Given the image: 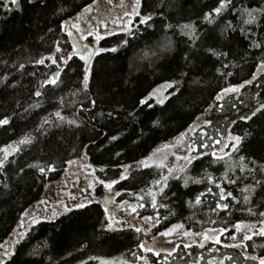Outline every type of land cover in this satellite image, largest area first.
Instances as JSON below:
<instances>
[{
    "label": "trees",
    "instance_id": "trees-1",
    "mask_svg": "<svg viewBox=\"0 0 264 264\" xmlns=\"http://www.w3.org/2000/svg\"><path fill=\"white\" fill-rule=\"evenodd\" d=\"M21 4L23 11L7 12L0 7V119L10 120L9 125L0 126V158L3 149L11 151L0 172V247L31 208L45 211L40 206L49 196L46 187L63 178L68 161L81 160L105 181L118 180L121 165H132L129 179L121 180L114 189L124 191L122 198L145 205L140 218L153 217L150 226L155 223V233L176 224L198 233L206 228L223 230L218 244L206 242L203 248L181 244L171 252L159 251V259L153 258V262L258 264L245 256H264V236L253 235L239 243L233 237L236 224H264V109L251 120L242 119L264 103V68L260 66L264 47L251 46L253 41L264 44V16L258 17L256 24L246 25L243 10L262 8L264 0H232L233 6L212 24L204 16L218 6V0H141L140 16L132 25L134 29L139 25L134 38L118 31L98 42L100 48L118 47V51L100 52L91 58L87 88L83 85L86 60L75 55L63 25L68 21V29L72 22L85 28L84 19L90 18L86 9L91 6L93 10L101 0H46V6L21 0ZM148 14L153 16L151 26L140 25V17ZM188 23L195 24L199 36L195 42L181 32L180 26ZM229 23L235 31L226 30ZM125 39L128 45L120 46ZM168 40L172 42L170 50L162 47ZM58 46L61 51L56 50ZM210 49L227 56H215ZM69 54L72 59L65 66ZM42 58L45 62L38 64ZM58 72V83L45 85ZM247 80L252 83L238 93L216 99L225 88ZM173 81H181L180 90L165 104L152 99L151 108L139 105L154 89ZM37 91L42 94L36 96ZM172 91L166 90L165 96ZM206 111L204 124L191 134L195 155H206L186 168L185 161H180L184 171L178 168L172 175L164 174L153 156L188 131ZM56 112L64 119L57 118ZM156 120L159 125H154ZM25 135L33 137L32 143L19 145ZM234 136L243 138L235 151L230 149L234 143L230 137ZM13 147L20 151H12ZM221 148L227 155L214 162L211 154ZM147 158L152 160L150 167L138 166ZM53 165L55 171H39V167ZM166 175L168 186L163 195L156 196L158 207L154 209L150 193L157 192L155 182ZM217 184L225 195L232 194L227 200L209 194L202 197L201 204H194L209 188L218 194ZM53 188L50 193L57 198L58 189ZM245 188L251 191H243ZM245 196L249 197L247 203ZM218 201L229 207L213 211ZM161 204L165 207H159ZM50 210L57 213L55 218L33 225L14 247L15 255L2 257L7 264H102L106 260L137 264L138 244L144 234L134 228H109L99 203L71 212ZM236 244L241 246H225ZM227 256L233 260H225Z\"/></svg>",
    "mask_w": 264,
    "mask_h": 264
},
{
    "label": "snow or ice",
    "instance_id": "snow-or-ice-1",
    "mask_svg": "<svg viewBox=\"0 0 264 264\" xmlns=\"http://www.w3.org/2000/svg\"><path fill=\"white\" fill-rule=\"evenodd\" d=\"M28 3L33 4V5H35L37 3H41V4H44L46 6V0H28ZM109 3H111V0H109ZM140 3H141V0H136L135 7L132 8L131 13L125 12V15L140 16V12H139ZM232 6H233L232 5V0H218V6L213 8L210 12L206 13L205 16H204V20L207 23H209V24L215 23L216 18L219 17L224 11H226L229 7H232ZM0 7L5 9L7 12H12L14 10L15 11H23L21 0H0ZM86 10L87 11H91V6H89ZM60 11H63V9H60ZM243 13L246 14V16H247V18L243 20L244 24H246V25L256 24L258 22V17L264 16V7L258 8V9H244ZM74 19H78V18H74ZM152 19H153V16L151 14L141 16L139 24L140 25H149V21H151ZM68 23H69L68 21H64V25L63 26L65 27V30L68 32V35L72 36L73 32L68 29V27H67ZM113 23H115V21H113ZM99 24L102 27L107 28V24L104 23L102 20L99 21ZM128 24L129 25L131 24L130 20H129ZM149 26H151V25H149ZM168 27L171 28L172 26L168 25ZM180 27H181V32L183 34L189 36L193 40V42H195V40L199 39V36L197 35V31H196V27H195L194 23L184 24V25H181ZM71 28L76 29L77 31L80 30V26H79L78 23H72ZM228 28H231L233 31H235V29L232 28V25L230 23L226 26V30ZM122 30L125 31L129 37H133L134 38L136 33L139 31V25H137L135 27V29L133 27H131V26H125ZM241 31H243V29H241ZM108 34H111V33H108ZM80 35H81V39H87L88 36H94L95 41L97 43L100 40L104 39L103 35H100L98 32H94L91 29L88 30L87 35H84L83 32H80ZM128 43H129V41L127 39H125V40L122 41V44L120 46H126V45H128ZM251 46L253 48H262V47H264V44H262L261 42H258V41H253ZM75 47H76V45H73L74 49H75ZM162 47L164 49H169L170 50L171 47H172L171 40H168L164 45H162ZM83 48L86 49L87 45H84ZM56 50L57 51H61L59 46L57 47ZM104 51L116 52V51H118V47H112V48H109V49L95 48V49H93V50L88 52L87 57H85L83 55H80V52H75V55L80 56V59L86 60L85 77H84V81H83L84 88L88 87V77L91 74V66H90L91 65V58L94 55H97L100 52H104ZM210 51L215 56H227V53L217 52L215 49H210ZM71 59H72V54H69L67 59L64 60V65L67 66L68 65V61L71 60ZM185 59L186 60L188 59L187 56L185 57ZM44 62H45L44 58H42V59L37 61L38 64H43ZM52 62L56 63L57 61L53 58ZM260 66H261V68H264V60L261 61V65ZM59 77H60V73L58 72V73H56L54 75L53 78H51L48 81H46L45 85L46 84L56 85L58 83V81H59ZM251 83H252L251 80H247V81H244V83H242V84L225 88L222 93L217 95L216 99L217 100H222L224 98V95H226L228 93H238L241 88L245 87L246 85H250ZM180 84H181V81H173V82H170V83L162 84L157 89H154L146 98L139 100L138 103H139L140 106L147 105L149 108H151V107H153V105L150 104L149 101L152 100V99H155L156 100V104L163 105V104H165V102L167 100H169L171 98V96H174V95H176L179 92V90H180L179 89V85ZM168 89H172L173 91L170 92L169 95H167V96L162 95V90H168ZM41 94L42 93L40 91H37L35 93L36 96H40ZM92 103L94 105L95 101H92ZM261 109H264V103L260 104V106L258 108H256L251 113L250 116L242 117V119L251 120L252 117H254L257 114V112L261 111ZM109 115L111 116V113H109ZM130 115L134 116L135 114L134 113H130ZM55 116L57 118L61 119V120L64 119L61 116L60 112H56ZM197 119H199V118H197ZM44 123H48V121L45 120ZM69 123L70 124H74L75 121H69ZM153 123H154V125H159L160 122H159V120H156ZM209 123H210V121H209ZM9 124H10V120L8 118L0 119V126H5V125H9ZM41 127H43V124L41 125ZM190 131H194V127L191 128ZM185 135H186V133H182L181 134V138H183ZM112 139L116 140V139H118V137L113 136ZM242 139L243 138L239 137V136L230 137V140L234 141V143L232 145L234 151L238 150V146L241 144ZM32 140H33V137H31V135H25L17 143L19 145H27V144H31ZM217 143H219V141H217ZM201 147H208V146L207 145H201ZM2 151L4 152V157L0 158V172H3L4 167H5V163L7 162V158H8L9 155H11V151L9 150V148H5ZM12 151L19 152L20 148L19 147H13ZM192 151H195V149H192ZM222 151H223V148H221V152ZM117 155H120V154L117 153ZM201 155H206V153H198L195 156H185V157L178 158V159H183L186 162L185 163V168H186V166L192 164L194 160L199 159ZM211 155L215 157V161L214 162H219L220 160H223V158H224L223 155H219L218 156L215 152H213ZM225 155H227V154L225 153ZM243 159L244 158L241 157V160H243ZM68 163L71 165V164H74L75 161H68ZM139 165H142L143 167H150V165L148 164L147 161H139L138 162V166ZM29 167H38V166L29 165ZM132 167H133L132 165H121V168L123 169V171L121 172L120 177H119L118 180H110L107 183H105V181H103V180H99L98 182L100 184L104 185L106 188L112 189L114 187V185L118 184L121 180L129 179V177L131 175V171L130 170L132 169ZM185 168H181L180 170L184 171ZM55 170L56 169H55L54 165L53 166H49L48 168L39 167V171L41 173H45L46 171H55ZM21 171H23V169H21ZM93 171H95V170L93 169ZM101 171H104V169H101ZM249 171H254V169H250ZM172 173H173V169H169L168 170V175H172ZM174 178L179 179V177H174ZM227 178H228L227 175H225V179H227ZM208 179L211 182L215 183V181L212 180L211 177H208ZM167 181H168V176L166 175V176L162 177V180L158 179L155 182L156 185H159V187L157 189V192L150 193V195H152L151 206L154 209H156L158 207L156 196L158 194L159 195H163L164 194V190L168 186ZM193 182L200 183V181H193ZM230 182L231 183H235L234 180H231ZM257 183H259V181ZM184 184H185V186H187V184H188V180L187 179H185ZM216 186L218 188H220L219 184H217ZM243 191L249 192V191H251V189L250 188H245V189H243ZM209 194L214 195V196L215 195H219L220 201L227 200L228 197L232 195L230 192L227 193V195H225V192H224L223 188H220V192L218 194L217 193H212V189L209 188L207 190V193H201L199 196L196 197V199L194 201V204H196V205L201 204L203 202L202 201V197L205 196V195H209ZM115 195H119V193L117 192V193H115ZM139 199L143 200V197H140ZM233 199H234V197H233ZM244 200L247 203L248 200H249V197L245 196ZM124 203L127 204V202H124ZM189 203H190V205L192 204V202H189ZM144 206L145 205L142 204V203L129 205V207L131 208V212L135 213L137 215H139L137 209L140 208V207H144ZM63 207H64V212H71L73 210L72 207H70V206H68L66 204L63 205ZM75 207L83 208V207H85V205L83 203H80V204L75 205ZM159 207H165V205L161 204V205H159ZM228 207H229V205L227 203H221V202L218 201L217 206H216L215 209H213V211H216L217 209L224 210V209H227ZM107 211H108V209L105 208V212H107ZM249 211L251 212V209H249ZM28 215H30V214L29 213H25V216H28ZM56 215H57V213H53V216L51 218H55ZM261 215L264 216V213H261ZM108 219L112 220L113 217L112 216H108ZM133 219H135V217H133ZM165 219H166V217H165ZM143 220L146 223H148V222H153L154 218L153 217H143ZM40 222L41 221L39 219H36L35 217H33L32 221H31V225L39 224ZM31 225H29V228L25 229V231H18L16 233L17 239L14 241V244L12 246L13 249L15 247V244H19L20 241L27 236ZM24 226H25V221L22 220L20 225H19V227L20 228H24ZM152 226H155V223H153ZM108 227L112 228L113 224H109ZM129 227L134 228L135 232H137V233H140V232L144 231V228L137 227L131 221L129 222ZM234 227H235L237 232H242L243 231V229H242L240 224H236V225H234ZM181 228H183L182 224L174 225L173 228L168 229L164 233H161V235L170 236V235L173 234V232L176 229H181ZM183 235H185V236H201L203 241H205V242L214 239L215 243H217V244L220 243V239H219L220 233H218L217 230H215V229H210L207 232H203V233H192V232H189V231H185L183 233ZM253 235L264 236V227H261V229L258 232H252L251 235H249L247 232H244V234L241 237V241L243 242L244 240H251ZM233 239H236V237H233ZM44 246L47 247V244L45 243ZM204 246H205L204 243H199V247L200 248H203ZM225 246L226 247H240L241 245L240 244H236V245H225ZM244 246L246 247V245H244ZM138 247L144 249L146 252H152L156 256L160 255V252L156 251L154 247H147L143 243L138 244ZM185 247H191V244H186ZM35 251L36 250L34 249V253H35ZM13 255H15V252L12 249L5 250V252L3 254L4 257H7L9 259ZM133 255L135 256L136 253H133ZM139 259L145 260V258L143 256L139 257ZM224 259L231 261V260H233V257L227 256ZM245 259L252 260V261H258V264H264V256H260V257H257V256H245ZM0 264H7V260H5L2 257H0ZM102 264H106V262H102ZM145 264H147L146 260H145ZM209 264H211V262H209ZM217 264H224V261L223 260L218 261Z\"/></svg>",
    "mask_w": 264,
    "mask_h": 264
},
{
    "label": "rangeland",
    "instance_id": "rangeland-1",
    "mask_svg": "<svg viewBox=\"0 0 264 264\" xmlns=\"http://www.w3.org/2000/svg\"><path fill=\"white\" fill-rule=\"evenodd\" d=\"M97 4V3H96ZM136 4V0H111V3H109V0H101V5L98 4L96 5L93 10H91L88 14L90 16L89 19H84V22L86 24H88V26H85V30L83 28L80 27V30H84L87 31L89 29L93 30L94 32H98L100 35H108V33H114V32H118V31H123L122 29L125 26H131L135 23V20L137 18V16H129V15H125V12H129L131 13V10L133 7H135ZM96 9V11H94ZM139 11H140V7H139ZM97 14V16H96ZM103 21L104 23L107 24V28L102 27L99 24V21ZM129 20L131 21V24L129 25L128 22ZM113 21H115V23H113ZM72 22V21H71ZM74 23V22H72ZM71 23V25H72ZM71 25H69V30H71L73 32V37L76 38L77 34H76V30L71 28ZM80 25V24H79ZM71 28V29H70ZM91 42V44L94 45L93 48L88 47V48H84L83 49V53H81V55L87 57L88 52L95 49V48H100L98 46V43L95 41L94 36H92V39L89 40ZM92 46V45H91ZM165 92L166 90H162V95L165 96ZM206 114L207 111L205 113H203L199 119L192 125L189 127L188 131L184 132L186 133V135L181 138V135L175 139L172 140V142L165 148L161 149L160 152L156 155L153 156L154 157V162L155 164H158L159 166L163 167L162 172L164 174H166L168 172L169 169H173V171H176L178 168L181 169L183 166L181 164L180 161H182L183 159H178V158H182L185 156H194L195 152L192 151V140H191V134L194 131H190L191 128L194 127V130L204 124V120L206 119ZM204 119V120H203ZM233 147H231L230 149H232ZM229 149V150H230ZM225 151L223 149V151L221 152V149L215 150L214 152L218 155H224ZM148 164H150V162L152 161L150 158H147L146 160ZM186 163V162H184ZM90 165L85 164L84 161L81 160H75L74 164H69L66 169L65 172L63 174V178H60L56 181L51 182V184L49 183L46 187V194L49 193L48 199L46 198V200H43L41 203L40 207H52V204L54 205V208L57 206H63L67 203V200H63V201H57L59 200V198H53L50 191L54 190L53 186H55V188L59 189L62 187V190L58 191L61 192L62 195H69V199H68V203L72 205L73 199L77 198L79 196V198L77 200L79 201H87L89 202L90 200L93 199H98L101 202L104 203V205L106 206V208L108 209V211L106 212V217L108 219V216H112L113 219L109 220L108 219V225L109 224H113L112 228H119V227H126L129 224V219L135 217L137 214L132 213L131 212V208L129 207V205H134L137 204L136 200L130 199L128 198L129 202H127V204H125L124 202H122V199L120 197H116L115 196V192H114V187L112 189H108L106 188L104 185L100 184L98 181L99 179L97 178L96 175V169H94L95 171H93V169L91 168ZM63 179V180H62ZM105 183H107V181H105ZM83 185L81 187V193L80 195H77V197H75V195L73 193H69L68 191V187H74L75 189L80 188L78 185ZM63 197H61L62 199ZM73 198V199H71ZM57 201V202H56ZM134 203V204H133ZM40 204V203H39ZM70 205V206H71ZM37 208H31L27 213H29L30 215L25 216V214L21 217L20 222L17 226V229L15 230V232H13L8 238L7 240L1 245L0 247V257H4L3 254L5 252V250H14L12 248L14 241L17 239L16 233L18 231H25V229L29 228V225H31V221L33 219V217H35L36 219H39L41 217V214H39V211H36ZM57 210H60L59 208H55ZM138 213H139V208L137 209ZM25 221V226L24 228H20L19 225L21 223V221ZM136 221L132 222L133 224H135L137 227H142L144 228L143 234H144V239L142 241L143 244H145L147 247H154L156 251H160V250H166V251H173L177 246L183 244H199V243H206V242H215L214 239L213 240H209V241H203L201 236H185L183 235V233L185 231H189L192 233H198V232H194L193 230H189V229H185L184 227L181 229H176L172 235L170 236H163L161 235V233H164L165 231H167L168 229L173 228L169 227L166 230H162L161 232H159L157 235H152V226H150V222L146 223L143 218H139V219H135ZM177 225V224H176ZM241 225V224H240ZM243 231L242 232H237L235 231V237L236 239H234L233 241H236L237 243H239V240L241 239L242 235L244 234V232H247L248 234H252V232H257L261 229V227H264V224L261 225L260 227L257 226H252L249 227L248 224H242L241 225ZM210 229H214V228H206L205 230H203L200 233L203 232H207ZM217 230L218 233H220L219 238L221 236V234L223 233L222 229H215ZM236 230V229H235ZM16 246V244H15ZM151 255L155 256L152 257ZM143 256L145 258V260L147 261V264H157L156 262H153L152 259L155 258L156 260H158L159 258L154 255L152 252H146L144 249L141 248V253L140 256ZM145 260L139 259L136 262L137 264H145ZM106 264H124L121 261H114V260H106L105 261ZM159 264H165L164 262H161Z\"/></svg>",
    "mask_w": 264,
    "mask_h": 264
},
{
    "label": "flooded vegetation",
    "instance_id": "flooded-vegetation-1",
    "mask_svg": "<svg viewBox=\"0 0 264 264\" xmlns=\"http://www.w3.org/2000/svg\"><path fill=\"white\" fill-rule=\"evenodd\" d=\"M114 1V0H113ZM118 2H119V0H118ZM94 11H96V9L94 10ZM96 16H97V14H96ZM84 29V28H83ZM76 30V29H75ZM85 30V29H84ZM84 30H79V31H77L76 30V34H77V38H78V40H79V42L81 43V52H80V54L81 53H83V46L84 45H87V48L88 47H91V48H93L94 47V45L93 44H91V42L89 41V40H91L92 39V36H88V38L87 39H81V35H80V32H83L84 33V35H87V31H84ZM71 45L73 46V42L71 41ZM92 45V46H91ZM75 51H76V47H75V49H74ZM77 52V51H76ZM103 181H105V180H103ZM110 180H107V182H109ZM80 188H77V189H75L73 186L72 187H68V191L67 192H69V193H73L74 195H75V197H77V195H80V193H81V187L83 186V185H78ZM60 189L61 188H59L58 189V191H60ZM114 192L115 193H119V195H115L116 197H120L121 199H122V202H129V200H128V198H122V196H124L123 195V193H124V191H122V190H114ZM58 194H59V196H57V198H59V200H57L58 202L59 201H63L64 199L65 200H67V203H66V205H68V206H70L71 204H69L68 203V199H69V195H62V193L61 192H58ZM61 197H63L62 199H61ZM79 198V196L77 197V198H71V199H73V202L74 203H72V205L70 206V207H72V209H75V208H77V207H75V205H77V204H80V203H83L85 206H87V205H91L92 203H99L102 207H103V209L105 210V208H106V206L104 205V203L103 202H101L100 200H98V199H93V200H90L89 202H87V201H85V200H83V201H79V200H77ZM56 201V202H57ZM134 204V203H133ZM52 208H54V205L52 204ZM55 208H59L60 210V212H63L64 211V207L61 205H59V206H57V207H55ZM46 210H48L47 212H45ZM45 211H39V214H41V217L39 218V220H45V221H49V219H50V221H51V217L53 216V211H51L50 210V207L49 206H46L45 207ZM142 211H143V207H140L139 208V215H136L135 216V219H139L140 217H142L141 215H142ZM56 213V212H55ZM106 213V212H105ZM107 218V217H106ZM135 219H133V218H130L129 219V222L131 221V222H133V220H135ZM107 223H108V219H107ZM35 225V224H34ZM32 226L33 225H31V227H30V229L32 228ZM125 228H132V227H129V224H128V226H126V227H119V228H115V229H113V230H115V231H119V230H123V229H125ZM152 229V235L154 236V235H157L158 234V232L157 233H155L154 231H153V228H151ZM30 231V230H29ZM28 231V232H29ZM143 233V232H142ZM142 243V242H141ZM141 249V248H140ZM160 251H162V250H160Z\"/></svg>",
    "mask_w": 264,
    "mask_h": 264
},
{
    "label": "water",
    "instance_id": "water-1",
    "mask_svg": "<svg viewBox=\"0 0 264 264\" xmlns=\"http://www.w3.org/2000/svg\"><path fill=\"white\" fill-rule=\"evenodd\" d=\"M71 38V41L73 42V45H76L77 51L81 52V43L79 42L78 38Z\"/></svg>",
    "mask_w": 264,
    "mask_h": 264
}]
</instances>
